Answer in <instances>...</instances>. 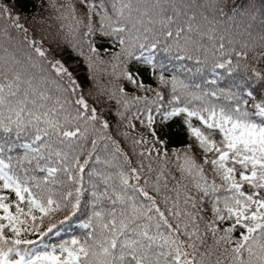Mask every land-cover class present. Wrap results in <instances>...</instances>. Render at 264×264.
Listing matches in <instances>:
<instances>
[{
    "label": "snow or ice",
    "instance_id": "6c2138e0",
    "mask_svg": "<svg viewBox=\"0 0 264 264\" xmlns=\"http://www.w3.org/2000/svg\"><path fill=\"white\" fill-rule=\"evenodd\" d=\"M0 264H264V0H0Z\"/></svg>",
    "mask_w": 264,
    "mask_h": 264
}]
</instances>
